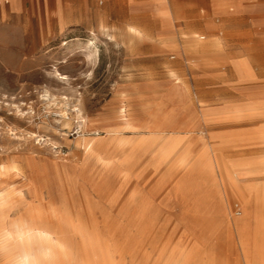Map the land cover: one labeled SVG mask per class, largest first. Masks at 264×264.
Segmentation results:
<instances>
[{
    "label": "rangeland",
    "instance_id": "obj_1",
    "mask_svg": "<svg viewBox=\"0 0 264 264\" xmlns=\"http://www.w3.org/2000/svg\"><path fill=\"white\" fill-rule=\"evenodd\" d=\"M166 1L173 28L162 25L161 13L133 7L130 0H91L88 18L74 13L73 28L50 29L49 43L25 46L21 58L28 68L21 75H0V164L14 160L25 170L26 159L34 156L44 178L35 185L12 171L1 186L11 201L0 212L11 221L30 206L44 209L43 202L52 201L66 220L53 223L59 244L42 248V264H258L261 189H248L243 201L228 195L225 168L218 156L215 166V153L233 146L231 137L219 142L216 134L261 128L264 108L248 109L254 114L244 120L226 119L224 110H231L219 107L238 98L237 91L200 75L195 48L229 38L232 44L217 47L248 53L259 76L247 85L256 86L261 68L264 75V45L255 33L242 36L246 45L234 39L247 25L252 31L248 22L258 14H198V0ZM130 25L142 34L130 33ZM170 31L173 42L164 39ZM1 67L0 61V73ZM124 105L130 126L120 116ZM84 137L96 140L89 152L79 142ZM249 141L247 147L224 149L226 161L261 156V134L251 133ZM256 179L261 182V175ZM243 236L251 243L250 260ZM0 264H24L5 235Z\"/></svg>",
    "mask_w": 264,
    "mask_h": 264
},
{
    "label": "crops",
    "instance_id": "obj_2",
    "mask_svg": "<svg viewBox=\"0 0 264 264\" xmlns=\"http://www.w3.org/2000/svg\"><path fill=\"white\" fill-rule=\"evenodd\" d=\"M97 1L100 3L104 2V0ZM130 1L133 7H146L145 11L151 13L156 12L157 14L161 13L162 16H164L162 17V25L167 28H173L172 20L167 15L169 10L166 0H146L144 2H137L136 0ZM90 2L91 0H0V61L3 62L0 75L5 74L3 71L10 70L21 75L28 68L27 62L21 58L26 52L25 46L49 43L51 37L48 36V30L50 29L73 28L74 13L81 12L85 13V16H87L90 12ZM78 6L79 8H76ZM195 7L198 14L201 12L216 13L234 10L236 12L257 13L256 19L248 22V24H251L252 31H249V28H247L249 25H247L245 31L243 32L242 30L239 33V37L235 38L234 41H236L238 45H246L248 41L244 40L242 36L255 33L259 42L264 45V0H258L255 4L251 0H198L195 3ZM129 32L134 35L142 34L141 30L133 25H130ZM172 33L173 31H170L164 39L173 42L174 35ZM202 38H204V36ZM231 41L232 40L229 38H212L211 42L208 44L202 42L197 43L195 45V48H197L196 51H198L196 56L200 58L199 61L201 62L200 75H208L212 78L221 79L217 81V84L222 85L221 88L237 91L235 94H238V98L225 100V105L219 107L223 110H231L229 112L224 110L225 113H227L225 115L226 119L244 120L249 118L251 114H254V112H248V109L254 111L252 108H264V75L263 69L261 68V80H257L256 86L247 85L249 84L248 82H250L249 80H254L250 78L259 76V71L253 69L248 53L239 51L231 53L228 52L229 48L221 49L217 47L218 45H230L232 44ZM91 44L94 43L91 42ZM206 45L216 47L207 48ZM3 46L12 47L5 50ZM97 52L98 49H95V54ZM88 55L92 56L91 54ZM215 58L220 64V67L215 66L217 65V62L214 64ZM261 60H264L263 54H261ZM207 61H209V64ZM57 71L59 70H54L56 74ZM214 91H218V89ZM14 105L24 117L28 114L29 111H25L21 105ZM127 115V106H121L120 116L124 121L123 123L126 126H130L134 122ZM180 123L181 122H179V124ZM251 133L261 134V141H263L264 124L261 123V128L252 132L216 134V136L221 137L218 140L219 142L222 141V137H231L233 146L228 147L231 149L250 146L249 140ZM79 142L84 145V150L89 152V150L94 147L96 140H89V138L84 137L81 138ZM98 144V147H100L101 143ZM228 148L217 149L215 153V166L218 167L216 162V157L218 156L222 160L225 168L224 171L222 170V183L225 190H227V194L235 195L243 201L249 198L248 189H261V229L256 230L254 239L256 241L258 240V249L261 253L258 264H264V151H262L264 144H261V156L257 158L248 157L244 160L231 162L226 161L222 155V151ZM37 159L38 158L34 156H29L26 159L25 171H23L21 167H17L19 165H17L14 160L2 162L0 164V197H2L0 201V210L11 201V192L8 190L7 194H4L3 192L5 190L1 189L6 176L10 175L12 172L10 169L11 167L16 169V171H14L15 173L27 177L31 184L41 185L44 182L42 167L39 165ZM215 166L212 164L206 165L209 170L211 168L215 170ZM223 173H225V177L227 178L226 183L223 180ZM238 173L243 175L242 180H239ZM260 175L261 182L256 179ZM214 182H216V184L218 183L217 177L214 179ZM35 194L37 196L40 195L37 190ZM41 203L40 201L38 204ZM43 203L46 206L44 209L40 207L36 209L30 206L25 213L19 214L11 221H7L8 214L6 212H0V235L6 236L10 226L19 230L20 225L24 223V221L32 222L33 220L39 221L40 230H49V233L50 231L51 233L53 231H58V228L54 227L53 223L66 221L65 218L52 207L54 206V202L46 201ZM258 208L259 206L256 210H258ZM260 239L261 243L259 241ZM242 248L244 250L243 246Z\"/></svg>",
    "mask_w": 264,
    "mask_h": 264
},
{
    "label": "bare ground",
    "instance_id": "obj_3",
    "mask_svg": "<svg viewBox=\"0 0 264 264\" xmlns=\"http://www.w3.org/2000/svg\"><path fill=\"white\" fill-rule=\"evenodd\" d=\"M133 31V30H132ZM57 74L62 79H68V76L57 71ZM78 111V110H77ZM30 136H37L35 132H31ZM19 167V166H17ZM12 171H16L15 168H10ZM18 169V168H17ZM25 171V170H23ZM260 195V194H259ZM2 197H0L1 201ZM260 215V214H259ZM39 221L33 220L32 222L24 221L20 225V229L16 230L14 227L10 226L7 230L6 237L13 239L15 245L20 253L24 264H42V259L39 256V252L45 245L59 244V234L57 231L50 233L45 230H40ZM55 233V234H54ZM247 236V235H246ZM243 236V246L248 248L247 258L250 260V248L251 243L248 238ZM59 254V253H58ZM258 258V257H257ZM57 264V263H52Z\"/></svg>",
    "mask_w": 264,
    "mask_h": 264
}]
</instances>
